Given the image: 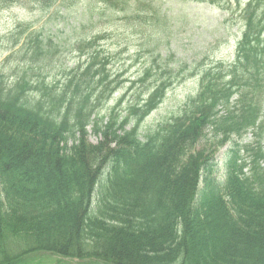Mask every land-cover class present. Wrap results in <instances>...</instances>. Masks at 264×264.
<instances>
[{
    "label": "trees",
    "instance_id": "obj_1",
    "mask_svg": "<svg viewBox=\"0 0 264 264\" xmlns=\"http://www.w3.org/2000/svg\"><path fill=\"white\" fill-rule=\"evenodd\" d=\"M20 1L0 0V10ZM33 1L49 10L60 0ZM101 1L112 10L130 3ZM247 4L225 75L143 139L140 126L169 85L157 78L137 91L134 117L120 118V101L105 118L102 103L123 82L102 35L83 42L93 51L70 68L53 40L30 27L1 37L9 54L0 68V264H42L31 259L40 252L92 264H264V151L245 149L252 174L234 151L219 188L209 175L214 152L197 148L208 128L220 145L264 127V0ZM55 69L63 79L49 76ZM91 126L102 135L96 144ZM201 172L210 188L195 205Z\"/></svg>",
    "mask_w": 264,
    "mask_h": 264
},
{
    "label": "rangeland",
    "instance_id": "obj_2",
    "mask_svg": "<svg viewBox=\"0 0 264 264\" xmlns=\"http://www.w3.org/2000/svg\"><path fill=\"white\" fill-rule=\"evenodd\" d=\"M217 1L226 7L231 6L232 10L237 5V0L233 4V0ZM246 1L241 0L243 5ZM42 6L40 2L23 0L1 10L0 37L30 27L35 35L52 38L54 45L62 52L59 53L62 64L66 66L75 64L80 57V49L76 45L78 39L94 37L98 32L105 33L101 44L112 55L109 66L114 72L113 77L121 75L120 79L125 83L114 93L110 102L103 105V113L111 110L116 99L127 91H122L123 85L128 88L130 79L140 77L145 68L149 67L152 72L147 85L153 84L157 77L168 78L172 74L170 69L174 70V74L179 72L176 76L183 77V81L177 82L164 101L147 117L143 132L165 124L171 117L180 114L189 98L199 90L202 71L212 68L214 61L233 57L235 43L231 34L241 24L239 18L231 20L233 16L227 14L224 5L216 6L200 0H130L128 5L120 4L113 8L115 11L104 1L96 0H61L50 10ZM133 8L135 10L131 14ZM86 52H89V48ZM2 59L3 55H0V68L4 66ZM143 89L135 86L134 91L124 98L118 112L120 118L128 114L127 108L134 101V95ZM213 137L212 133L206 132L199 141V148L207 147L213 151L220 138ZM90 138L97 140L93 133ZM251 139L252 134L243 139L233 138L235 144L229 142L217 149V165L213 172L217 180L225 178L228 148L233 145L246 157L243 145L246 146ZM31 259L43 264H89L91 261L86 259L80 263L75 258L62 259L41 252L31 255Z\"/></svg>",
    "mask_w": 264,
    "mask_h": 264
}]
</instances>
